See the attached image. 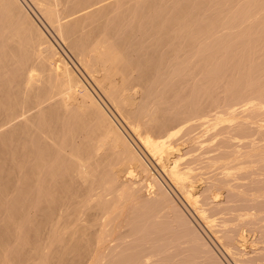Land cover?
<instances>
[{
    "label": "bare ground",
    "instance_id": "obj_1",
    "mask_svg": "<svg viewBox=\"0 0 264 264\" xmlns=\"http://www.w3.org/2000/svg\"><path fill=\"white\" fill-rule=\"evenodd\" d=\"M248 235L264 0H0V264H264Z\"/></svg>",
    "mask_w": 264,
    "mask_h": 264
},
{
    "label": "rangeland",
    "instance_id": "obj_2",
    "mask_svg": "<svg viewBox=\"0 0 264 264\" xmlns=\"http://www.w3.org/2000/svg\"><path fill=\"white\" fill-rule=\"evenodd\" d=\"M180 148H182V149H184V146H180ZM144 151V150H143ZM149 160H150V158H148ZM198 163V162H197ZM196 163V164H197ZM196 164H194L193 166H195ZM162 173V172H161ZM162 175H164L163 173H162ZM165 186H166V184H165ZM199 187V188H198ZM198 187H197V190H200L201 189V186L200 185H198ZM166 188H167V186H166ZM168 189V188H167ZM169 190V189H168ZM175 196V195H174ZM177 197L175 196V199H176ZM177 200V199H176ZM177 202L179 203V205H181V203L177 200ZM257 240V237H256V239H255V236H251V235H248L247 236V239H245L242 243H240V249H242L243 251V253L245 252V253H250L249 255H254L256 252H260L261 251V249L260 248H262L263 246H264V244L262 243V242H260V241H256ZM257 243H256V242ZM261 244H260V243ZM260 244V245H259ZM259 245V246H258ZM242 247V248H241ZM259 247V248H258ZM260 249V250H259ZM217 251V250H216ZM218 253V252H217ZM218 255H219V257L220 258H223L219 253H218ZM227 257V256H226ZM223 261H225V264H233V262H231V260H230V258H228V260H229V263L227 262L228 260L226 259V260H224V258L222 259ZM227 262V263H226Z\"/></svg>",
    "mask_w": 264,
    "mask_h": 264
}]
</instances>
